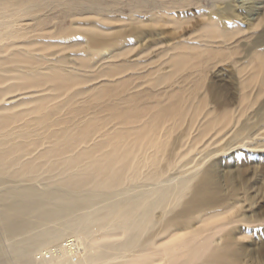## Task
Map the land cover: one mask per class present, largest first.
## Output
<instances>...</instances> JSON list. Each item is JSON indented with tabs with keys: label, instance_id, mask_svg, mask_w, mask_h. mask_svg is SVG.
Here are the masks:
<instances>
[{
	"label": "bare ground",
	"instance_id": "1",
	"mask_svg": "<svg viewBox=\"0 0 264 264\" xmlns=\"http://www.w3.org/2000/svg\"><path fill=\"white\" fill-rule=\"evenodd\" d=\"M121 1L0 0V264H228L240 248L222 178L234 153L264 155V0L234 17L225 0H130L173 39L132 59L80 46Z\"/></svg>",
	"mask_w": 264,
	"mask_h": 264
},
{
	"label": "rangeland",
	"instance_id": "2",
	"mask_svg": "<svg viewBox=\"0 0 264 264\" xmlns=\"http://www.w3.org/2000/svg\"><path fill=\"white\" fill-rule=\"evenodd\" d=\"M131 2L130 0L127 2L122 0L118 4L115 8V11L118 12L113 11L111 15L116 19V22L108 29L109 25L106 24L100 27L102 29L100 33L91 32L85 28L76 30L75 39L80 42V46L86 50L89 49V51H102L105 54L122 47L127 50L129 59L130 57L132 59L133 54L136 55L139 52V54H145L155 47L154 44L168 43L169 40L173 39L174 34L177 33L174 28L164 23H154L146 11L138 14L133 12L134 14H132ZM205 4L206 2H204ZM239 6L240 4L236 3L235 0H225L224 3L217 4L216 8L217 10H228L232 15L228 14L226 17H234ZM191 11L198 12L194 6ZM226 13L224 11V17ZM182 14L176 12L175 16L180 17ZM47 15L50 23L48 25L54 24L56 29L70 24V20L59 12L48 11ZM92 40L100 42L101 46H93L94 41ZM240 152L234 154H238L237 156L244 158L245 161L240 169L235 171L233 183H230L229 175H223L222 178L224 182H222L224 184L222 195L228 198L232 197L230 203L235 206L229 216V221L236 222L235 225L232 224L223 232L222 237L224 238L228 234V237L233 239L234 231L238 229L237 232L242 233L244 239L240 243L241 245H238L240 248L237 249L236 253H231L226 260L228 264H264V155L241 154Z\"/></svg>",
	"mask_w": 264,
	"mask_h": 264
},
{
	"label": "built area",
	"instance_id": "3",
	"mask_svg": "<svg viewBox=\"0 0 264 264\" xmlns=\"http://www.w3.org/2000/svg\"><path fill=\"white\" fill-rule=\"evenodd\" d=\"M76 244L74 241H69L67 244H66V250L69 254H74L76 252Z\"/></svg>",
	"mask_w": 264,
	"mask_h": 264
}]
</instances>
